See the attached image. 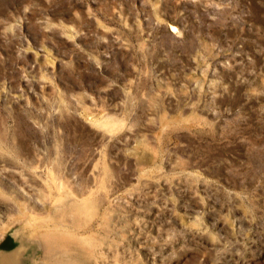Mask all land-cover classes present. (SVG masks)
Segmentation results:
<instances>
[{
	"label": "rangeland",
	"instance_id": "obj_1",
	"mask_svg": "<svg viewBox=\"0 0 264 264\" xmlns=\"http://www.w3.org/2000/svg\"><path fill=\"white\" fill-rule=\"evenodd\" d=\"M0 251L264 264V0H0Z\"/></svg>",
	"mask_w": 264,
	"mask_h": 264
},
{
	"label": "bare ground",
	"instance_id": "obj_2",
	"mask_svg": "<svg viewBox=\"0 0 264 264\" xmlns=\"http://www.w3.org/2000/svg\"><path fill=\"white\" fill-rule=\"evenodd\" d=\"M0 252H1V251H0ZM2 253L4 254V252H2ZM0 254H1V253H0ZM3 254H2V255H3ZM4 255H5V254H4ZM9 256H10V255H9ZM9 256H8V258H9ZM1 258H2V257H1ZM2 259H3V258H2ZM2 259H0V260H2ZM0 263H1V262H0Z\"/></svg>",
	"mask_w": 264,
	"mask_h": 264
}]
</instances>
